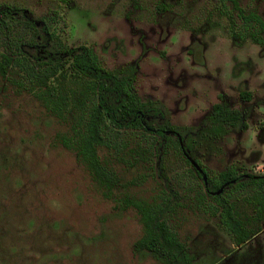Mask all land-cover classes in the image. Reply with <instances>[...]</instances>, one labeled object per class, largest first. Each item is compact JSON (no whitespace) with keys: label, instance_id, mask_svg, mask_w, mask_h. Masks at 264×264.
Wrapping results in <instances>:
<instances>
[{"label":"rangeland","instance_id":"rangeland-1","mask_svg":"<svg viewBox=\"0 0 264 264\" xmlns=\"http://www.w3.org/2000/svg\"><path fill=\"white\" fill-rule=\"evenodd\" d=\"M0 1L33 15L57 9L54 32L69 46H89L103 67L134 62L137 94L158 99L176 125L199 123L217 94L246 109L249 127L218 139L219 151L202 156L200 164L208 174L228 164L264 174V139L254 131L264 126V56L248 34L240 39L235 34L244 24L239 10L264 22V0H236L239 10L229 0L223 7L216 0ZM258 35L264 38V30ZM191 40L202 42L200 65L185 51ZM240 88L254 92L251 100L238 98ZM65 128L29 92L8 84L0 89V264H161L133 248L141 233L135 208L115 207L113 197L120 194L115 190L110 197L99 193L73 151L56 138ZM168 161L172 182L181 184L189 176L193 184L199 182L182 161L173 155ZM156 187L147 177L129 191L148 196ZM184 201L174 227L193 255L191 264H264L262 234L233 247L216 215H207L196 200L189 201L191 207ZM233 202L239 216H253L252 205L241 197Z\"/></svg>","mask_w":264,"mask_h":264},{"label":"trees","instance_id":"trees-1","mask_svg":"<svg viewBox=\"0 0 264 264\" xmlns=\"http://www.w3.org/2000/svg\"><path fill=\"white\" fill-rule=\"evenodd\" d=\"M232 3L237 7L235 0ZM250 17L260 24L258 16ZM58 18L57 9L33 15L17 4L0 1V89L8 84L12 90L29 92L65 124L64 131L55 132L56 138L73 151L99 193L103 197H110L113 190L120 193L113 194L119 209L133 205L141 225L133 241L136 252H146L161 264H191L193 255L174 227L184 197L187 205L196 200L207 215H216L234 244L244 243L258 230L260 211L264 212V174H238L232 166L208 174L200 164L202 156L219 151L218 139L247 127L241 111L214 102L196 125L170 122L158 99L137 94L133 64L106 68L89 46L62 42L51 28ZM239 95L249 98L245 91ZM170 155L199 182H190L189 175L181 184L172 182L167 174ZM147 177L156 183L153 193L132 195L129 185ZM219 187L218 193H212ZM191 189L194 193L189 197ZM238 197L252 205L253 216H239L233 202Z\"/></svg>","mask_w":264,"mask_h":264},{"label":"flooded vegetation","instance_id":"flooded-vegetation-1","mask_svg":"<svg viewBox=\"0 0 264 264\" xmlns=\"http://www.w3.org/2000/svg\"><path fill=\"white\" fill-rule=\"evenodd\" d=\"M217 1V3H219V6H224V2H225V0H223L222 2H220L219 0H216ZM230 2H231V5H232V8H236V9H238L239 10V6H238V4H237V1H236V6L237 7H235L234 5H233V3H232V0H229ZM163 7V6H162ZM58 11V10H57ZM238 15L242 18V22L244 23L242 26H241V31L242 32H236L235 34H236V37H238L239 39L240 38H242V37H245V35H247L248 34V36L250 37V39H251V41L253 42L252 44H256V46L257 47H259L258 48V55L259 56H261V57H263L264 56V38L262 37V36H259L258 34H259V32H263V30H264V22H263V20L261 19V17L259 16V15H257L256 13H253V12H249V13H247V14H243L242 12H240V10H239V12H238ZM251 15H256V16H258L259 17V21H260V24L259 25H257L256 23H255V20L254 19H252L250 16ZM59 19V18H58ZM57 19V20H58ZM228 29V32H227V36H228V38L229 37H232L233 35H234V32H232V28H227ZM241 33H244L245 35H242ZM243 41V40H242ZM241 41V42H242ZM201 43L202 42H198V41H196V40H191L190 41V43L188 44V46L186 47V53L190 56V58L192 59V61L194 62V63H196V64H202V62H203V57H202V45H201ZM81 44H83V45H85L84 43H81ZM79 45V44H78ZM75 46V45H74ZM87 46V45H86ZM197 48H198V51H197ZM260 49V50H259ZM197 59H199V60H197ZM126 64H133L134 65V67H135V72H134V80H135V73H136V64L134 63V62H130V63H126ZM124 65V64H123ZM121 66V65H120ZM113 68H115V67H113ZM134 80H133V84H134ZM240 91H245V92H247L248 93V95H249V98H244V97H241L240 95H239V92ZM254 95V92L252 91V90H250V89H248V88H240V89H238V91H237V96H238V98L240 99V100H242V101H249V100H251V98H252V96ZM217 96H218V99L216 100V101H214V102H225V103H227L229 106H231L226 100H223L222 99V95L221 94H217ZM220 98V99H219ZM214 102H212V103H214ZM211 103V104H212ZM211 104H210V106H211ZM231 107H233V106H231ZM234 108H237V107H234ZM209 109H210V107H209ZM237 109H239V108H237ZM240 111H241V113L243 114V117H244V120H245V122H246V124H247V127H249V124H248V121H247V116H248V111L245 109V110H241V109H239ZM209 111V110H208ZM207 111V112H208ZM206 112V113H207ZM205 113V114H206ZM204 114V115H205ZM203 115V116H204ZM202 119V118H201ZM246 127V128H247ZM245 128V129H246ZM244 129V130H245ZM242 131V130H241ZM254 131H259V136L261 137V138H263L264 139V126H261V127H259V128H256ZM231 132V131H230ZM238 132V131H237ZM227 134V133H226ZM226 166H232L233 168H234V170H235V172L236 173H238V174H240V173H242V172H240V171H237L236 170V167H234L232 164H228V165H226ZM225 167V166H224ZM223 167V168H224ZM222 168V169H223ZM221 170V169H220ZM254 213V209L252 210V212L250 213V215H252ZM260 213H261V219H260V221L262 222V224L264 225V212L263 211H260ZM248 216H245V218H247ZM250 217V216H249ZM259 230V231H258ZM258 230H256L255 232H253L248 238H247V240L250 238V237H252L253 235H256L258 232H259V234H262V236H263V238H264V229H263V231H262V228L259 226V228H258ZM230 236V235H229ZM231 237V236H230ZM231 240H232V238H231ZM232 242H233V240H232ZM233 244V247H238V246H240V244H234V243H232ZM243 244V243H242ZM222 253H224L225 254V252H222ZM226 255V254H225Z\"/></svg>","mask_w":264,"mask_h":264},{"label":"water","instance_id":"water-1","mask_svg":"<svg viewBox=\"0 0 264 264\" xmlns=\"http://www.w3.org/2000/svg\"><path fill=\"white\" fill-rule=\"evenodd\" d=\"M179 143H180V141H179ZM192 165L199 171V172H201V169L196 165V163H194L193 161H192ZM264 176V175H263ZM201 178H202V180H203V182L205 183V176L203 175V174H201ZM220 189H221V187H219L218 189H216V190H214V191H212V193H218L219 191H220Z\"/></svg>","mask_w":264,"mask_h":264}]
</instances>
